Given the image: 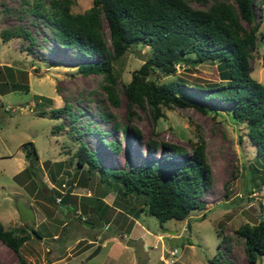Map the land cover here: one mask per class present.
I'll list each match as a JSON object with an SVG mask.
<instances>
[{
    "label": "rangeland",
    "instance_id": "1",
    "mask_svg": "<svg viewBox=\"0 0 264 264\" xmlns=\"http://www.w3.org/2000/svg\"><path fill=\"white\" fill-rule=\"evenodd\" d=\"M34 1L0 0V81L8 82V89L0 92V225L4 230L20 228L30 235L19 254L31 264H210L214 257L220 264H264V254L255 263H248L243 241L234 234L242 224L264 219V160L256 156L245 125L233 119L232 105L199 99L196 102L206 109L205 113L192 106L163 108L164 117L155 123L147 110L128 107L121 83L129 82L133 71L144 63L136 51L146 59L151 56L150 47L143 45L126 50L114 61L120 81V102L114 106L100 87L101 75L77 71L80 63L100 58L61 47L49 25L29 11ZM91 5L92 0H75L71 12H84ZM192 5L198 7L195 2ZM253 10L259 19L258 6ZM261 14L251 77L264 83V5ZM17 27L28 30L35 43L23 38L3 43L2 31ZM181 63L175 73L156 70L153 80L181 79L189 91L219 84L214 61L195 63L192 70ZM12 84L18 89L13 90ZM185 91L177 93L192 100ZM64 106L59 116L51 113ZM130 110L133 114L128 116ZM124 125L128 127L127 139ZM133 126L141 131V139H136ZM198 135L205 141L211 185L200 197L204 207L181 221L160 223L145 212L136 217L129 211L134 205L132 198L102 183L97 171L88 173L86 167H78L74 158L82 140L97 152L104 165L125 169L127 156L132 165L139 166L148 159L171 155L168 148H158L149 155L148 139L176 144L191 152ZM110 141L118 143L120 149L106 147L104 142ZM29 142L34 144L37 158H28V150L23 149ZM53 190L63 193L61 204L51 199L59 196ZM66 192L76 195L77 211L67 203ZM92 196H102L110 207L98 201L100 206L94 209ZM18 200L34 212L32 221L20 220ZM65 204L70 211L61 210L59 206ZM82 204L92 210L82 212ZM225 236L226 242L218 247ZM226 243L229 251L225 250ZM0 264H19L17 254L1 241Z\"/></svg>",
    "mask_w": 264,
    "mask_h": 264
},
{
    "label": "trees",
    "instance_id": "2",
    "mask_svg": "<svg viewBox=\"0 0 264 264\" xmlns=\"http://www.w3.org/2000/svg\"><path fill=\"white\" fill-rule=\"evenodd\" d=\"M74 2L50 0L46 3L44 0H36L29 11L35 18L49 25L54 40L61 47L76 49L85 57L100 58L80 63L77 71L82 75H101L100 87L109 102L114 106L120 102V81L114 69V61L128 49L149 46L151 56L139 69L133 71L129 82L121 83V92L128 107L134 105L147 110L155 123L164 117L163 108L192 106L205 113L206 109L196 100L231 104L233 119L245 125L246 136L256 147V156L264 160V83L251 77V59L257 47L264 0H258L257 4L254 0H92V5L84 12L72 13L71 5ZM192 2L198 7H194ZM254 5L260 11L257 20ZM11 38H23L32 45L35 43L32 34L20 27L2 31V42ZM177 59L180 61L175 62ZM208 60L216 63L220 79L219 84L209 88L198 86L196 91H189L183 87L186 83L181 79L161 83L150 80L156 70L175 73L176 65L180 62L192 70L193 64ZM261 64L264 67V53L261 55ZM0 83V92L3 94L4 88L8 89L5 87L8 82ZM16 86L11 85L13 90L18 89ZM25 89L28 90V87ZM178 90H186L192 100L183 99L177 93ZM47 100L51 101L50 98ZM66 107L54 108L51 113L59 116ZM131 114L133 112L130 110L128 116ZM109 116L105 115L106 118ZM115 127L118 128V125ZM132 129L136 139H141V131L134 126ZM122 131L127 139L128 127L124 125ZM104 144L114 151L120 149L114 141ZM146 148L149 155L158 148H168L171 155L148 159L139 166L132 165L127 156V168L113 169L104 165L97 152L80 140L74 158L78 167H86L88 173L97 171L102 183L132 198L134 205H131L129 211L136 217L145 212L160 223L181 221L188 218L192 211L204 207L200 197L211 185L212 171L203 137L198 135V139L191 145V152L176 144L154 139L146 141ZM23 149L28 150V158H37L32 142L24 143ZM128 151L129 146L126 148ZM245 174L249 172L246 170ZM54 192L60 198L57 204H61L63 193L57 190ZM64 195L67 203L72 205L71 208L77 211L76 195L71 192ZM55 198L52 196L51 199ZM92 199L94 209L100 206L98 201L110 207L102 196H92ZM136 205H139L138 209ZM59 207L66 212L70 211L67 204ZM80 210H92V207L82 204ZM32 233L39 236L34 229ZM234 234L243 241L248 263H255L264 254V219L253 224H242L234 230ZM29 238L30 235L23 229L4 230L0 225V241L13 249L19 264H31L19 254V248ZM227 238H222L218 247ZM225 247L229 251V243ZM218 261L214 257L209 263L220 264Z\"/></svg>",
    "mask_w": 264,
    "mask_h": 264
},
{
    "label": "water",
    "instance_id": "3",
    "mask_svg": "<svg viewBox=\"0 0 264 264\" xmlns=\"http://www.w3.org/2000/svg\"><path fill=\"white\" fill-rule=\"evenodd\" d=\"M136 56H137V58H139L143 62L146 61V58L139 51H136ZM178 61H180V60L179 59L175 60V62H178ZM150 80H153V77H150ZM16 209H17V213L19 215V218L22 222H24L26 220L32 221L34 219L33 211L30 208H27L20 200H18L16 203ZM95 253H96V251L93 252V254H91V256H93Z\"/></svg>",
    "mask_w": 264,
    "mask_h": 264
},
{
    "label": "built area",
    "instance_id": "4",
    "mask_svg": "<svg viewBox=\"0 0 264 264\" xmlns=\"http://www.w3.org/2000/svg\"><path fill=\"white\" fill-rule=\"evenodd\" d=\"M56 201H57V203L60 202V198L59 197H56Z\"/></svg>",
    "mask_w": 264,
    "mask_h": 264
},
{
    "label": "crops",
    "instance_id": "5",
    "mask_svg": "<svg viewBox=\"0 0 264 264\" xmlns=\"http://www.w3.org/2000/svg\"><path fill=\"white\" fill-rule=\"evenodd\" d=\"M4 43V42H3ZM1 94V93H0ZM71 194H73L72 192H71ZM65 212H66V210H64ZM34 213V212H33Z\"/></svg>",
    "mask_w": 264,
    "mask_h": 264
},
{
    "label": "flooded vegetation",
    "instance_id": "6",
    "mask_svg": "<svg viewBox=\"0 0 264 264\" xmlns=\"http://www.w3.org/2000/svg\"><path fill=\"white\" fill-rule=\"evenodd\" d=\"M48 198H51V196H50V197H48Z\"/></svg>",
    "mask_w": 264,
    "mask_h": 264
}]
</instances>
